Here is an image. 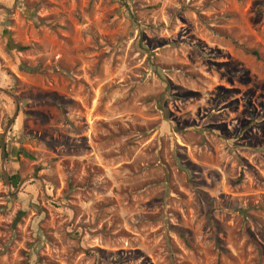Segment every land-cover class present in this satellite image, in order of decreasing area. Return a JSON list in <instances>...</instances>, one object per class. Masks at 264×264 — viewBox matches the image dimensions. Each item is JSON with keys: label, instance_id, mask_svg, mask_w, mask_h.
<instances>
[{"label": "rangeland", "instance_id": "rangeland-1", "mask_svg": "<svg viewBox=\"0 0 264 264\" xmlns=\"http://www.w3.org/2000/svg\"><path fill=\"white\" fill-rule=\"evenodd\" d=\"M0 264H264V0H0Z\"/></svg>", "mask_w": 264, "mask_h": 264}, {"label": "trees", "instance_id": "trees-1", "mask_svg": "<svg viewBox=\"0 0 264 264\" xmlns=\"http://www.w3.org/2000/svg\"><path fill=\"white\" fill-rule=\"evenodd\" d=\"M253 54H254L256 57H258L259 59H262V56H261V54H260V52H259L258 50H254V51H253ZM27 154H28V153L25 152V155H27ZM18 178H19L18 175H14V176H11V177H10V179L12 180V182H13L14 184H17ZM183 237H184V236H183Z\"/></svg>", "mask_w": 264, "mask_h": 264}, {"label": "water", "instance_id": "water-1", "mask_svg": "<svg viewBox=\"0 0 264 264\" xmlns=\"http://www.w3.org/2000/svg\"><path fill=\"white\" fill-rule=\"evenodd\" d=\"M7 37H8V39H9V47L10 48H19V46L18 45H16L14 42H13V40H12V38H11V35L8 33L7 34Z\"/></svg>", "mask_w": 264, "mask_h": 264}]
</instances>
